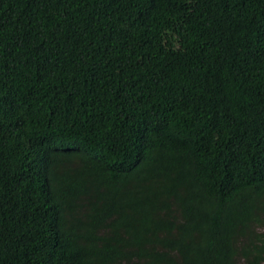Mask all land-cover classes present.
I'll use <instances>...</instances> for the list:
<instances>
[{"label": "trees", "instance_id": "trees-1", "mask_svg": "<svg viewBox=\"0 0 264 264\" xmlns=\"http://www.w3.org/2000/svg\"><path fill=\"white\" fill-rule=\"evenodd\" d=\"M0 264H264V0H0Z\"/></svg>", "mask_w": 264, "mask_h": 264}]
</instances>
